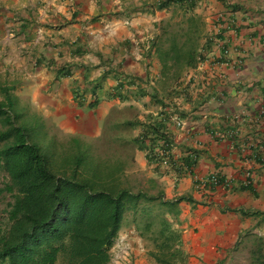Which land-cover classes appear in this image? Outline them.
I'll list each match as a JSON object with an SVG mask.
<instances>
[{
  "label": "crops",
  "instance_id": "1",
  "mask_svg": "<svg viewBox=\"0 0 264 264\" xmlns=\"http://www.w3.org/2000/svg\"><path fill=\"white\" fill-rule=\"evenodd\" d=\"M161 1L0 0V87L31 88L40 114L73 134L97 132L120 102L110 94L129 77L127 101L157 115L161 106L137 92H152L160 77L152 45L161 20L174 14ZM203 1L197 12L215 19L214 45L190 70L192 86L173 108L183 124L168 123L172 166H149L166 198H193L180 202L175 222L187 264H220L244 240L255 264L254 250L264 242V0ZM100 81L102 92L87 93ZM76 90L100 100L97 109L80 104ZM190 155L193 166L174 174ZM213 172L223 181L214 188Z\"/></svg>",
  "mask_w": 264,
  "mask_h": 264
},
{
  "label": "trees",
  "instance_id": "2",
  "mask_svg": "<svg viewBox=\"0 0 264 264\" xmlns=\"http://www.w3.org/2000/svg\"><path fill=\"white\" fill-rule=\"evenodd\" d=\"M200 3L161 1L160 8L174 6L176 12L161 20L152 45L160 77L152 92L145 87L137 92L140 97L150 95L161 112L130 120L127 124L140 128L138 135L113 138L108 144L144 152L148 165H155L157 172L160 166H172L174 139L168 123L178 115L173 110L179 107L177 98L188 94L192 86V78L186 82L190 70L214 45L206 34L205 19L197 12ZM106 77L104 74L101 80ZM125 86L117 85L110 98L128 100L123 94ZM98 87L93 86L90 92L95 94ZM0 91L4 95L0 100V168L10 176L5 189L12 195L10 222L0 227V264H110L111 249L128 213L135 215V220L143 215L146 231L152 232L151 264H187L182 229L175 222L180 202L192 201L191 196L168 199L154 178L149 179L147 188L136 190L124 180L135 157L131 161L97 155L93 143L78 135H67L69 139L63 141L51 133V126L38 112L21 106L12 87L4 85ZM78 102L85 103V98ZM97 104L95 99L88 106L95 108ZM22 114L29 117L24 122L19 121ZM188 158L191 155L173 168L174 174L181 175L184 165L193 166ZM150 189L158 191L152 194ZM257 246L252 262L264 264V242Z\"/></svg>",
  "mask_w": 264,
  "mask_h": 264
},
{
  "label": "rangeland",
  "instance_id": "3",
  "mask_svg": "<svg viewBox=\"0 0 264 264\" xmlns=\"http://www.w3.org/2000/svg\"><path fill=\"white\" fill-rule=\"evenodd\" d=\"M205 11L206 9H204L203 13L200 15L204 18L206 17L205 19L208 18L206 20L208 24V33H212L209 34V37L214 38L216 33V24L214 23L215 19L213 17H208ZM95 85L99 86L98 88H101L102 86L101 82H98ZM98 91L102 92L103 90L98 89ZM13 93L19 98V103L21 106H24L31 111H38L40 113L37 103V96L34 90L31 88L27 89L26 87L24 90L23 88L18 87ZM87 93H90V90ZM87 93L85 92L82 94H85V97H87V104H89L96 98H93L92 100L91 96ZM76 95V99H79L81 96L79 95V92L76 93ZM3 98L4 95L0 91V100ZM118 100L119 99H117V101ZM99 101L100 100H98V102ZM94 109H97V106ZM140 114H142L143 117H140ZM145 116H147V114L142 112V108H139L137 103L133 101L120 100V102L115 104V106L110 109L108 116L100 123V125H98V130L95 134L89 131H85L83 134L68 133L65 132L64 129L59 126L54 119L45 117V121L51 126V133H56V135L63 141L68 140L69 138L67 135L72 134L78 135L84 140L92 142L97 149V155L110 157L113 159L116 157H121L125 160H131L133 157H135L133 166L129 167L125 171L124 180L127 185L133 186L137 190L145 187L147 188L150 185L148 181L150 178H152V175L151 168L147 164V161L144 157L140 158L138 156V150L135 148L128 147L127 149H122L117 145L109 146L108 144L113 138L125 137L126 139H131L137 136L140 132V128L132 127L127 123L130 120H135L137 118L143 119ZM28 118L29 117L22 114L19 121L24 122ZM132 152L133 156L131 155ZM10 181L11 179L7 171L0 168V191L4 189V191L0 192V227L3 228H5L10 222L8 220V209L9 204L12 202V195L5 189L6 185H8ZM150 191L152 194H154L157 193L158 190L150 189ZM144 221L145 218L143 215L136 216V220L135 215L133 216L132 213H128L126 215L119 235L111 249L112 259L110 264H151L153 262V259L149 255V251L153 248V242L150 238L152 232L146 231ZM157 229L158 223L155 224L154 230L156 231ZM250 247L251 243H245L244 240L241 242L238 249L235 250L233 255L230 258L223 260L220 264H252L249 251Z\"/></svg>",
  "mask_w": 264,
  "mask_h": 264
},
{
  "label": "clouds",
  "instance_id": "4",
  "mask_svg": "<svg viewBox=\"0 0 264 264\" xmlns=\"http://www.w3.org/2000/svg\"><path fill=\"white\" fill-rule=\"evenodd\" d=\"M201 2H202V4L204 3V1L203 0H201ZM172 8H173V10H174V13L176 12V9L174 8V6H172ZM154 47V46H153ZM154 51H155V49H154ZM206 53V52H205ZM202 62V61H201ZM200 63V62H199ZM151 84L153 83L152 81L150 82ZM126 88H129V87H132V85H130V84H128V82L126 83V86H125ZM79 95H81L79 98L80 99H82V98H85V94L83 95V94H79ZM82 95H83V97H82ZM117 99H119V98H117ZM120 100V99H119ZM78 101H79V99H78ZM85 101H86V98H85ZM127 101V100H126ZM38 112V111H37ZM39 113V112H38ZM40 114V113H39ZM41 115V114H40ZM42 116V115H41ZM43 117V116H42ZM44 118V117H43ZM45 119V118H44ZM172 119H174L176 122H177V125L178 126H181L183 123H182V120H180L179 119V115H173L172 116ZM139 151V150H138ZM218 175V174H217ZM218 177H219V175H218ZM220 178V177H219ZM221 179V178H220ZM210 180H211V174H210ZM222 184V182L220 181V185ZM210 185H211V183H210ZM219 185V186H220ZM212 186V185H211ZM213 188L214 187H217V186H212ZM166 196V195H165Z\"/></svg>",
  "mask_w": 264,
  "mask_h": 264
},
{
  "label": "built area",
  "instance_id": "5",
  "mask_svg": "<svg viewBox=\"0 0 264 264\" xmlns=\"http://www.w3.org/2000/svg\"><path fill=\"white\" fill-rule=\"evenodd\" d=\"M210 183L212 186H219L220 185V178L218 177L217 173L213 172L211 174Z\"/></svg>",
  "mask_w": 264,
  "mask_h": 264
}]
</instances>
